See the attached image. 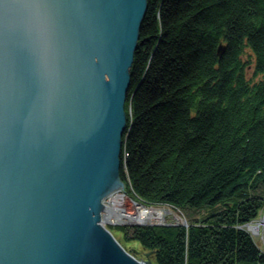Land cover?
Returning <instances> with one entry per match:
<instances>
[{
  "label": "trees",
  "instance_id": "1",
  "mask_svg": "<svg viewBox=\"0 0 264 264\" xmlns=\"http://www.w3.org/2000/svg\"><path fill=\"white\" fill-rule=\"evenodd\" d=\"M130 76L124 193L188 227H118L119 243L153 264H264L242 229L264 210V0H147Z\"/></svg>",
  "mask_w": 264,
  "mask_h": 264
},
{
  "label": "water",
  "instance_id": "2",
  "mask_svg": "<svg viewBox=\"0 0 264 264\" xmlns=\"http://www.w3.org/2000/svg\"><path fill=\"white\" fill-rule=\"evenodd\" d=\"M146 10L0 0V264H153L103 224Z\"/></svg>",
  "mask_w": 264,
  "mask_h": 264
},
{
  "label": "rangeland",
  "instance_id": "3",
  "mask_svg": "<svg viewBox=\"0 0 264 264\" xmlns=\"http://www.w3.org/2000/svg\"><path fill=\"white\" fill-rule=\"evenodd\" d=\"M251 75V70H249L248 76ZM121 193L124 196V201L122 202V205L119 207L121 210H125L126 212H131L133 214H135L137 212V206H141L144 207L146 209H162V210H168V213L164 216L163 219H159V220H155L153 222L150 223H145V224H138V223H134V224H121V225H112V224H108V223H104L103 224L107 227V229H109L111 231V233L115 236L116 231H114V228H118V227H133V226H162V227H188V223L185 219V217L183 216V214L181 212H179L178 210H175L169 206H155V207H147L145 205H139L141 203L139 202H135L133 199H131L128 195H125L124 189L120 190ZM109 201V198H106V202ZM264 215V210H262L257 219L252 221L251 223L244 225L242 227V229H244L248 234H250L253 239L255 244L257 245V247L264 252V243H263V239H262V233L259 231V233H254L251 231L252 226H256L254 225L255 223H257L260 218ZM251 224V225H250ZM255 231V230H254ZM258 232V230L256 231ZM117 237V236H116ZM115 237V238H116ZM118 239V237H117ZM125 247L129 250H133L135 252V255L138 257V259H142L145 260V254L149 253L148 251H146L145 249H143L139 244L136 243H130V244H126ZM152 255V254H151ZM151 255L149 257V259L151 260ZM153 263V261H152Z\"/></svg>",
  "mask_w": 264,
  "mask_h": 264
},
{
  "label": "bare ground",
  "instance_id": "4",
  "mask_svg": "<svg viewBox=\"0 0 264 264\" xmlns=\"http://www.w3.org/2000/svg\"><path fill=\"white\" fill-rule=\"evenodd\" d=\"M108 198H109V201L106 202L108 209L105 213V216L107 218V221L112 224H118V223L119 224H123V223L124 224H127V223L145 224V223L153 222L155 220L163 219L164 216L168 213V210L146 209L144 207L137 206V212L135 214L131 212L129 213L127 212L128 214H124L119 207L122 205V202L125 199L121 191L118 190V188L113 189L110 192ZM256 230L257 229H255V231ZM256 233H259V232H256Z\"/></svg>",
  "mask_w": 264,
  "mask_h": 264
},
{
  "label": "built area",
  "instance_id": "5",
  "mask_svg": "<svg viewBox=\"0 0 264 264\" xmlns=\"http://www.w3.org/2000/svg\"><path fill=\"white\" fill-rule=\"evenodd\" d=\"M251 225V224H250ZM254 225L256 226H252L251 231L256 233V231L258 230V232L260 231L262 233V239L264 241V215L260 218V220L255 223ZM255 229H257L256 231H254Z\"/></svg>",
  "mask_w": 264,
  "mask_h": 264
}]
</instances>
